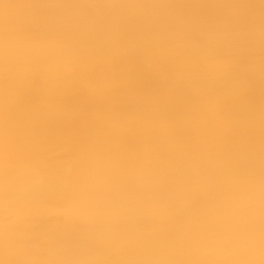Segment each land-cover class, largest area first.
I'll return each mask as SVG.
<instances>
[{"label": "bare ground", "instance_id": "bare-ground-1", "mask_svg": "<svg viewBox=\"0 0 264 264\" xmlns=\"http://www.w3.org/2000/svg\"><path fill=\"white\" fill-rule=\"evenodd\" d=\"M0 264H264V0H0Z\"/></svg>", "mask_w": 264, "mask_h": 264}]
</instances>
